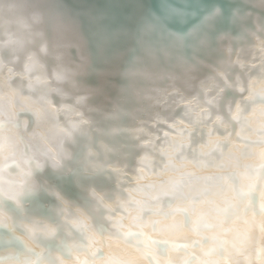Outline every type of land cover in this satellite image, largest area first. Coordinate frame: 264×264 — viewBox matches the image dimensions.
I'll use <instances>...</instances> for the list:
<instances>
[{"label":"bare ground","instance_id":"obj_1","mask_svg":"<svg viewBox=\"0 0 264 264\" xmlns=\"http://www.w3.org/2000/svg\"><path fill=\"white\" fill-rule=\"evenodd\" d=\"M251 1L264 8L261 0ZM19 2L0 0V96L7 97L0 105L7 103L15 113L26 155L32 156L27 133L38 125L46 131L37 151L49 141L58 143L59 151L55 159L44 155L40 167L29 160L26 170L10 163L7 173H0V257L5 264H233L226 247L217 250L202 235L208 229L217 240L216 228L197 231L188 212L183 226L175 225L166 211L175 199L159 193L178 170L211 175L230 150L262 143L252 137L264 135V20L242 8L218 7L214 21L223 18L222 11H232L231 27L213 40L204 33V42L197 43L199 56L188 61L168 51L163 60L143 53L144 59L136 57L123 73L138 81L119 86L112 78L119 65H127L122 51L126 36L103 46L96 32L97 53L92 56L86 33L95 18L83 17L82 24L48 1L50 24L41 36L42 26L33 24L31 9ZM248 2L239 0L241 5ZM4 5H12V11ZM125 14L117 13L127 20ZM250 18L255 30L248 29ZM246 32L248 39H241ZM52 38L83 66L75 84L63 79L65 61L57 58L51 43L43 49ZM228 90L233 93L229 99ZM123 99L132 109L118 107ZM172 117L177 120L169 121ZM249 172L233 174L232 186L217 202L234 198L229 212L243 207L245 216L261 217L264 177L260 182ZM66 173L73 187L63 178ZM207 183L205 195L212 196V181ZM222 227L237 233L236 226ZM196 234L202 237L196 239ZM154 236L188 241L193 248L177 253L166 246L167 240ZM250 237L254 241V231ZM244 250L252 252V246Z\"/></svg>","mask_w":264,"mask_h":264},{"label":"clouds","instance_id":"obj_2","mask_svg":"<svg viewBox=\"0 0 264 264\" xmlns=\"http://www.w3.org/2000/svg\"><path fill=\"white\" fill-rule=\"evenodd\" d=\"M4 7L8 11H12V5H4ZM30 15L34 25L42 26V30L38 34L43 36V28L50 24L49 10L44 7L32 6ZM54 26L52 25V27ZM49 43L56 50L57 58L65 61L61 66L63 79L75 84V77L83 71V66L66 55L64 45L58 39L45 40L42 45L45 51L48 50ZM6 99V96H0V100L6 101ZM38 120H43V117L38 115ZM27 126L28 122L25 121L23 129L26 130ZM45 131V128L38 125L32 132L27 133L32 156L26 155L24 144L21 142V127L17 124L15 113L10 110L7 103L0 105V173H7L10 163L19 164L22 169L26 170L29 160H36L42 165L44 155H50L55 159L59 151L58 143L52 141L44 143L41 145L40 151H37L35 147L41 141ZM252 138L259 139L262 143L256 146L242 145L236 152L230 150V154H225L224 159L218 162V166L211 175L202 176L198 171L178 170L172 173L173 178L169 181L168 187L159 193L160 196L174 197L175 203L166 211L170 213L175 225L182 227L184 224L183 213L188 212L193 221L192 226L197 231L206 227L216 228L218 243L213 247L217 250L220 247H226L233 257V264H253V262L264 264V215L261 217H255L254 214L245 216L243 207L240 208L239 213L229 212V205L234 198L228 199L227 202L224 199L217 202L221 193L232 186L233 174L247 176L251 170L258 175L259 171L264 169V151H258L259 148H264V135ZM176 151L178 152L179 148ZM220 164L224 166L220 167ZM241 165L243 166L241 167ZM170 166L171 161L166 167ZM193 167L196 166L193 165ZM208 180L212 181V196L205 195L209 189ZM197 197H201V199L197 200ZM224 224L236 226V235H233L229 228H223ZM240 226L244 228L243 232L239 231ZM253 231L255 232L254 241L250 237V233ZM153 239L172 242L168 236H154ZM249 245L252 246V252L244 250Z\"/></svg>","mask_w":264,"mask_h":264},{"label":"water","instance_id":"obj_3","mask_svg":"<svg viewBox=\"0 0 264 264\" xmlns=\"http://www.w3.org/2000/svg\"><path fill=\"white\" fill-rule=\"evenodd\" d=\"M48 1H49L48 5H53V7L51 8L55 9L56 7H62L61 10L63 11L67 10L68 12H71L70 15L74 19L80 20L82 24H83L82 22L83 17L84 19L89 18L93 20V18L99 17L101 15H107L108 13L110 15H112V13L117 15V13L122 12V14L124 15L126 12L125 15L128 16L127 17L128 23L131 25H134L135 22L146 21L152 9L158 4V0H139V1L134 0V2L132 1L131 4L127 0H126L127 3L119 2L118 0H20L19 4L29 9H31L32 6L44 7L49 10V13H51L52 10L47 5ZM203 4H215L216 7H221L223 8V10L226 7L227 10L231 8L232 11L235 8L236 9L242 8L244 11L247 10L249 11V13H252V15H256L260 19H262V23L264 20V8H262L260 5H256L251 0H249L248 4L246 5H241L239 3V0H190V5L192 8H199ZM232 11H231V14H228V15L225 14L224 11H222L221 13L223 15V18H221L220 21L216 19L217 21L215 20L214 23L209 25V27H211L210 29H205L204 33L208 34L206 36H209L213 40L218 35V32L229 30L231 27L230 24L232 20ZM219 16H221V14ZM122 19H123V16H122ZM129 20H131V22H129ZM197 22L198 20L196 17L190 18V23L194 24ZM249 23L251 24L249 25L247 24V26L249 27L251 25L252 27H249L248 29L255 30L256 28L255 21L252 22V19L250 18ZM90 28H91V31H88L86 33L87 48L89 52L92 53V56H93L95 55V53H97L96 47H94V45L96 46L95 34L96 32H99L100 30L97 29L95 21H92ZM204 33L201 35L200 39H202ZM248 35L250 34H248L247 32L243 33V35H241V39L244 38L245 40H247ZM199 42L200 40H194L182 46H170L166 49H152V50H149L146 48V51H145V49H143L144 47H141L140 45L137 44L134 34L130 32L125 37L124 45H126V47L122 49V51H124V54H126L123 61L124 63L127 62V65L126 66L119 65L121 69L113 75L112 80H115L119 86L127 85V83L131 81V77L129 75H123V73H125V71L131 67L130 62L134 61L136 57L141 56V58L144 59L143 53H146L145 56H149V55L157 56L158 55L160 59H163L162 57L163 56L165 57V54H162V53L171 51L173 53H178L179 56L181 55V57H183V59H189L188 61H190L195 56H199V54H201V51H200L201 48L197 47V43ZM249 42H250V37H249ZM215 45L216 44L214 43L213 46ZM172 56L175 57L174 55ZM135 66H138V64H135ZM196 70L198 71V69ZM200 70L207 72V70H204L202 67L200 68ZM210 75H212V73L208 71V76ZM92 79L94 78H91V80ZM132 81H138V79H134ZM225 95L229 99L233 96V93L230 90H228ZM125 105L128 108L131 107L132 109V104H128V103L125 104L124 99H123V102L118 104V107L125 106ZM110 108L112 107H109V109ZM122 119H125V118L122 117L121 120ZM102 129H104V127H102ZM125 145L127 146V144ZM66 180H67V184H72V187H73V183H71L72 177L68 176Z\"/></svg>","mask_w":264,"mask_h":264},{"label":"snow or ice","instance_id":"obj_4","mask_svg":"<svg viewBox=\"0 0 264 264\" xmlns=\"http://www.w3.org/2000/svg\"><path fill=\"white\" fill-rule=\"evenodd\" d=\"M261 3L264 4V0H261ZM219 13L220 9L215 4H203L199 8H192L190 0H158V4L144 22H135L131 25L119 15H101L96 17L95 21L100 25L101 45L119 43L122 37L131 32L138 45L152 50L182 46L194 40L203 43L201 35L214 23V18ZM192 17H196L198 22L190 23ZM40 166L37 163V167ZM0 264H5L2 257Z\"/></svg>","mask_w":264,"mask_h":264},{"label":"rangeland","instance_id":"obj_5","mask_svg":"<svg viewBox=\"0 0 264 264\" xmlns=\"http://www.w3.org/2000/svg\"><path fill=\"white\" fill-rule=\"evenodd\" d=\"M177 120V117H172L169 121H176ZM176 126V128L179 126H181L180 124L178 125V124H176L175 125ZM178 127V128H179ZM162 131L163 132H167V133H169V134H172L173 135V137L176 135V132H174V131H172V130H167V129H162ZM29 144V143H28ZM28 149H31L30 147H27ZM16 163H14V166H16L15 165ZM13 166V167H14ZM12 174H13V172H12ZM252 174H254L255 176H256V178L260 181L263 177H264V169H261L260 171H259V174L257 175L255 172H253L252 171ZM254 175H252L253 177H254ZM67 176V173L66 174H64L63 175V178H67L66 177ZM258 176V177H257ZM263 176V177H262ZM11 178H14V177H11ZM15 179V178H14ZM14 179H11V181L12 180H14ZM67 181V180H66ZM260 182H263V181H260ZM258 188V187H257ZM64 189H68V185H66L65 187H64ZM253 191L255 192V188L251 191V193H253ZM256 192H258V189L256 190ZM249 194H250V192H249ZM230 199V198H229ZM48 202L49 203H52V201L49 199L48 200ZM202 235H206V236H208L211 240L209 241V244H210V242H211V244H216V242H217V240H214V238H215V234H213V233H211L210 232V230H208V229H204L203 231H202ZM195 237H196V239H200L202 236H201V234H196V235H194ZM178 240H175V241H172L170 244H168V245H166L167 247H174V252H177V253H184V254H186L188 251H187V249L190 247V248H193L192 246H189L188 245V241H185V242H182V241H178ZM208 244V245H209ZM107 246H109V245H107ZM105 247V246H104ZM105 253H108V251H106ZM155 253V252H154ZM118 255H120V253L118 254ZM158 257H160L161 255H157ZM106 257V255H103V256H101V257H99V259H104ZM222 257V256H221ZM253 264H255V262H253Z\"/></svg>","mask_w":264,"mask_h":264}]
</instances>
